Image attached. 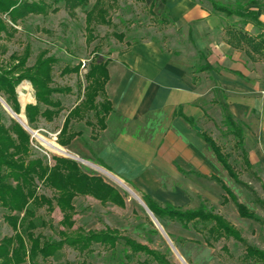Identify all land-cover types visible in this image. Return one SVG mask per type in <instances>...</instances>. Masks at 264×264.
I'll return each mask as SVG.
<instances>
[{
	"label": "rangeland",
	"instance_id": "374dc122",
	"mask_svg": "<svg viewBox=\"0 0 264 264\" xmlns=\"http://www.w3.org/2000/svg\"><path fill=\"white\" fill-rule=\"evenodd\" d=\"M46 1L51 4L54 0ZM193 1L212 12H214L212 1H215L230 9L246 13L248 16L246 18L231 17L232 20L239 22H229V25L250 33H255L253 31L255 29L247 26L244 22L250 21L253 25V13L258 15L259 11L264 9V0ZM96 2L97 0H90L86 6L78 8L74 14L67 10L64 3H60L54 5L59 8L57 13H50L47 16L29 15L15 26L18 32L13 39L1 41L4 50H0V58L4 63H9L13 53L21 55L25 48L30 46L31 57L27 65L31 67L35 64L40 52L49 51V56H54L57 59V63L54 65L53 87L71 89L69 93L53 95V99L60 101L64 108L60 115L51 122L41 118L36 128L33 129L29 126L25 109L27 105L37 103L35 90L30 82L24 81L17 87L20 114H17L4 98L8 107L6 108L0 102L6 126L10 127L12 120L21 121L18 116L23 115L26 122L25 124L21 122L29 128V130H25L30 133L32 147L39 157H45L51 165L54 164L53 157L72 159L78 163L83 172L90 176L103 178L106 183L115 187L124 197L126 201L124 208L112 204L104 205L91 196L77 197L74 201L76 207L74 229L82 228L89 231L110 228L119 230L122 235L166 255L172 264H250L252 261L246 258L245 245L234 238L209 234L208 228L211 227V224L199 223L195 226L191 224L188 229H185L176 221L168 218L160 221L155 216L163 228L162 232L156 225L155 218L148 211L141 193L128 183L125 182L127 185L124 183L122 185L112 175L105 173L96 157L90 155L79 157L74 154L70 145L63 147L59 144L58 136L65 118L70 110L84 100L85 88L88 86L86 74L93 61L110 62L118 52L137 42L154 41L160 44L164 50L179 49L184 45L183 33L175 24L170 22L164 0H156L153 3L149 0H119L117 3L104 0L102 6L107 10V17L111 23L109 25L94 24L96 39L89 43L87 41L86 15L92 10ZM3 18L6 19V16ZM7 21L13 25L8 19ZM259 28L260 35L264 39V29L260 26ZM255 58L264 62V56L256 55ZM79 64H81L79 73L62 75L66 67L73 68ZM97 102L103 103L104 97H98ZM13 112L17 114L16 117ZM84 116L85 119L82 121L73 120L71 128L83 132L80 145L82 148L84 146L89 148L94 136L98 135L102 129L95 111H89ZM222 128H226V126L222 125L221 127L220 125L214 129L213 138L222 147L224 153L228 155V160L238 176L237 181L228 176L225 184L237 196L240 203L245 204L264 219V171L258 167L254 170L246 168L236 139L229 133L228 128L225 130ZM31 131L56 142L77 160L68 155L50 151ZM38 186L40 195L50 199L57 197L58 194L53 189L42 183H39ZM202 205L223 215L241 232L243 239L248 244L264 249V226L255 220L241 218L232 201L222 205L220 197L216 200L199 199L194 201L191 209H198ZM6 215L7 211L0 206V242L5 237L15 234L6 221ZM37 215L44 218L48 222V226L39 228L36 234H41L50 240H59V231L63 229L60 225L63 214L59 207L54 205V209L49 210L48 206H44L37 211ZM41 263L157 264L145 254H133L122 243L113 250L106 249L101 245H94L91 251L85 253L66 246L59 258L49 259L47 262Z\"/></svg>",
	"mask_w": 264,
	"mask_h": 264
},
{
	"label": "crops",
	"instance_id": "0c3cea01",
	"mask_svg": "<svg viewBox=\"0 0 264 264\" xmlns=\"http://www.w3.org/2000/svg\"><path fill=\"white\" fill-rule=\"evenodd\" d=\"M164 1L184 45L164 50L145 41L118 52L108 65L112 111L105 128L89 148L81 147L82 137L70 147L79 157H96L142 197L191 209L196 200L226 194L213 177L225 182L230 175L202 137H213L225 115L244 124L249 161L264 171V62L255 58L264 53L250 55L244 41L232 38V30H241L229 22L239 21L193 0ZM258 17L264 29V9ZM247 26L255 33H243L264 40L259 26Z\"/></svg>",
	"mask_w": 264,
	"mask_h": 264
},
{
	"label": "trees",
	"instance_id": "16d2710c",
	"mask_svg": "<svg viewBox=\"0 0 264 264\" xmlns=\"http://www.w3.org/2000/svg\"><path fill=\"white\" fill-rule=\"evenodd\" d=\"M109 1L117 3L119 0ZM89 2L90 0H54L50 4L46 0H0V50L4 48L1 41L13 39L18 32L15 26L29 15L47 16L50 13H57L59 8L54 5L60 3H64L67 10L74 14L78 8L86 6ZM103 3L104 0H97L92 10L86 15L89 43L96 39L94 24L109 25L111 23L107 17V10L102 6ZM212 8L215 13L224 14L227 17H248L246 13L230 9L215 1H212ZM4 16L6 19L3 18ZM7 19L13 25L8 23ZM252 21L257 26L261 25L256 13H253ZM244 23L248 24L250 21ZM231 33L232 38L239 43L244 41L250 47V55L264 53V40L257 42L256 38L242 31L232 30ZM30 57L31 48L27 46L23 54L13 53L9 63H4L0 58V96L17 114H20L17 87L24 81L30 82L35 90L37 103L27 105L25 114L29 126L35 129L41 118L48 122L54 121L64 110L62 103L54 100L53 95L69 93L71 89L53 87V72L57 59L49 56V51L40 52L35 64L31 67L27 65ZM108 64L109 61L91 63L86 74L88 86L85 88L84 100L69 111L58 136L61 146L67 147L77 137H82L83 132L72 130L71 124L73 120H84V115L89 111L96 112L101 129L105 128L107 115L112 111L105 90L109 80ZM80 69L81 64L73 68L66 67L62 75L77 74ZM98 97H104V102H97ZM187 120L194 124L193 120L188 118ZM223 124L236 139L246 168L254 170L257 166L251 164L245 148L244 124L235 120L232 115H225ZM202 137L230 177L237 181V173L222 147L211 135L202 133ZM53 160L54 164L51 165L45 157L37 155L32 147L30 133L16 120H12L10 127L6 126L0 103V206L7 211L6 221L15 232L13 236H7L0 242V264H42L41 262H47L49 259L59 258L66 246L85 253L91 251L94 245L113 250L121 243L133 254H145L157 264H172L166 255L122 235L119 230L74 229L76 215L74 201L77 197L91 196L104 205L112 204L121 208L126 206V201L120 192L106 183L103 178L83 172L76 161L59 157H53ZM97 162L103 166L100 161L97 160ZM213 180L217 181L226 193L222 198V205L232 201L241 218L255 220L264 226V219L248 206L240 203L224 181L218 177H213ZM39 183L53 189L58 194L57 197L50 199L40 195ZM143 200L160 221L168 218L180 223L185 229H188L191 224L193 226L199 223L211 224L208 228L209 234L236 239L245 245L246 258L252 261L250 264H264V249L248 244L241 232L215 210L208 209L204 205L198 209H184L172 204L161 205L145 195ZM54 205H57L63 214L60 222L63 229L59 231V240H50L41 234H36L39 228L48 226V222L38 216L37 211L44 206L53 210Z\"/></svg>",
	"mask_w": 264,
	"mask_h": 264
},
{
	"label": "bare ground",
	"instance_id": "6f19581e",
	"mask_svg": "<svg viewBox=\"0 0 264 264\" xmlns=\"http://www.w3.org/2000/svg\"><path fill=\"white\" fill-rule=\"evenodd\" d=\"M18 118L25 124V118L24 116H18ZM33 134L37 137H39V140L50 150L53 152H57V153H61L63 155H68V156H72L70 153H68V151H66V149H64L63 147H61L60 145H58L56 142L52 141V140H48L46 138H44L43 136H40L37 132H33ZM83 160V159H82ZM86 163V162H85ZM98 168V167H97ZM107 173V172H105ZM108 175H110L109 173H107ZM111 176V175H110ZM122 185L123 182L119 181ZM138 198V197H137ZM139 200V199H138ZM140 201V200H139Z\"/></svg>",
	"mask_w": 264,
	"mask_h": 264
},
{
	"label": "water",
	"instance_id": "95a60500",
	"mask_svg": "<svg viewBox=\"0 0 264 264\" xmlns=\"http://www.w3.org/2000/svg\"><path fill=\"white\" fill-rule=\"evenodd\" d=\"M0 102L3 103V104L5 105L6 108L8 107V104L5 102V100H4L1 96H0ZM13 113H14V116L16 117L17 114H16L15 112H13ZM18 122L24 127V129L29 130V128H27V127H26L21 121H18ZM195 129H196L197 131H201V128L198 127V126H196ZM31 133H33V132L31 131ZM69 157H71V158L77 160L75 157H72V156H69ZM146 207H147L148 211L150 212V214L155 218V223H156V225H157V226L162 230V232H163V228H162L161 225L159 224V222H158L157 218L155 217V215L153 214V212L148 208V206H146ZM166 236H167V235H166ZM167 237H168V236H167ZM168 240H169V242H171V240L169 239V237H168ZM180 259H182V260L184 261V259H183L182 257H180Z\"/></svg>",
	"mask_w": 264,
	"mask_h": 264
}]
</instances>
